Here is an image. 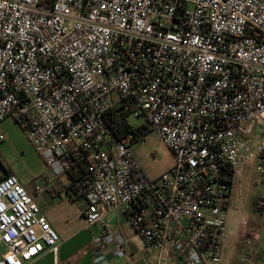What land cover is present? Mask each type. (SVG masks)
Segmentation results:
<instances>
[{
    "label": "built area",
    "instance_id": "2783aa9c",
    "mask_svg": "<svg viewBox=\"0 0 264 264\" xmlns=\"http://www.w3.org/2000/svg\"><path fill=\"white\" fill-rule=\"evenodd\" d=\"M119 106L169 149L159 176L131 151L144 136L108 127ZM9 117L100 225L96 263L135 264L107 218L118 209L155 264H221L234 178L251 161L264 175V0H0V125ZM0 244V264L59 251L13 174L0 178Z\"/></svg>",
    "mask_w": 264,
    "mask_h": 264
},
{
    "label": "crops",
    "instance_id": "0c3cea01",
    "mask_svg": "<svg viewBox=\"0 0 264 264\" xmlns=\"http://www.w3.org/2000/svg\"><path fill=\"white\" fill-rule=\"evenodd\" d=\"M9 119H13L20 124V120L15 117L5 119L0 125V134L3 133L6 138L7 136L4 129L6 120ZM0 167L2 168L0 169V174H2L0 178L8 174L17 176L21 184L36 198L42 213L55 230H60L62 222H69L68 219L64 220L66 219V202L69 197L73 199L77 197L75 200H78V205L84 217L80 229L60 234L61 240L57 255L49 248H46L39 256L24 262V264H98L95 262L98 250L93 240L100 234L101 227L100 225L87 227V222L83 213L84 202L81 201L76 192H74L75 187H73L72 179L68 175L52 176L44 161H42L40 169H17L12 166L6 167L0 159ZM246 170L247 169H240L241 175L235 176L230 198L234 190L235 182L238 181L241 185L244 178H246ZM36 183L43 185L44 189L40 195L35 191L34 187ZM71 187H73V190ZM260 212V215H255L251 225L248 224L247 226H243L241 224L240 229L237 231L234 229L233 225L231 228L229 227L227 211L229 240L224 247L221 264H232L231 258L238 252H240L239 255L241 256L245 253L249 256V260L243 264H264V209L260 210ZM107 218L116 232L122 233L124 224L130 226L127 216L121 210L116 209L111 211ZM87 228L90 229L88 233L86 232ZM127 231L128 236H124L126 238V248L133 256L134 263L155 264L156 257L142 251V243L136 233L132 229L130 230L129 227H127ZM84 232H86V234H84ZM82 234H84L83 237ZM103 253L111 259L110 252L107 249H103Z\"/></svg>",
    "mask_w": 264,
    "mask_h": 264
},
{
    "label": "rangeland",
    "instance_id": "374dc122",
    "mask_svg": "<svg viewBox=\"0 0 264 264\" xmlns=\"http://www.w3.org/2000/svg\"><path fill=\"white\" fill-rule=\"evenodd\" d=\"M127 121L134 128L141 127L146 122L145 118H137L132 114L127 116ZM4 132L7 138L0 142V159L4 165L17 169H40L43 160L28 140L19 122L13 119L6 120ZM131 151L145 173L152 178L159 176L173 163L169 149L154 130H150L143 139L133 142ZM242 169H247L246 178L241 185L238 181L235 182L228 210V225L230 228L233 225L237 231L241 227L242 219H246L247 225H251L255 215H260L257 198L264 193V175L256 170L254 162H248ZM77 201L69 197L66 202L64 220L68 219L69 222H62L60 230H56L59 238L61 233L73 232L82 227L84 217ZM127 227L132 229L131 226L124 224L122 233L125 237L128 236ZM89 231L87 228L86 232ZM0 251H4L2 244ZM239 254L240 252L231 258L232 264L240 263Z\"/></svg>",
    "mask_w": 264,
    "mask_h": 264
},
{
    "label": "trees",
    "instance_id": "16d2710c",
    "mask_svg": "<svg viewBox=\"0 0 264 264\" xmlns=\"http://www.w3.org/2000/svg\"><path fill=\"white\" fill-rule=\"evenodd\" d=\"M128 115H129V112L124 111L123 108L120 106L113 108L108 113V116H107L108 127L110 128L116 140H122L123 138H125V136L128 133H131V132L145 136L150 131V128L146 125H142L141 127H138V128L132 127L127 121ZM73 187H74V184H73ZM73 187H71L72 190H73ZM75 199H77V197Z\"/></svg>",
    "mask_w": 264,
    "mask_h": 264
}]
</instances>
